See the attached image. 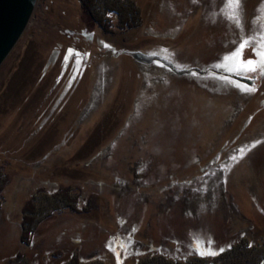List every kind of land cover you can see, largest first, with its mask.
<instances>
[{
  "label": "rangeland",
  "instance_id": "rangeland-1",
  "mask_svg": "<svg viewBox=\"0 0 264 264\" xmlns=\"http://www.w3.org/2000/svg\"><path fill=\"white\" fill-rule=\"evenodd\" d=\"M81 2L36 0L0 63V264H264V67L230 47L258 62L261 0L240 31L227 0Z\"/></svg>",
  "mask_w": 264,
  "mask_h": 264
},
{
  "label": "water",
  "instance_id": "water-1",
  "mask_svg": "<svg viewBox=\"0 0 264 264\" xmlns=\"http://www.w3.org/2000/svg\"><path fill=\"white\" fill-rule=\"evenodd\" d=\"M35 1L36 0H0V63L8 54L26 26ZM128 53L138 62L146 64L157 62L167 67L177 75L189 74L191 72L203 75L209 71L208 69L195 67L178 69L170 60L162 58L158 55H146L141 52ZM210 71L221 76L232 77L240 82H247L248 84L251 83V80L245 77L229 74L214 68H211Z\"/></svg>",
  "mask_w": 264,
  "mask_h": 264
},
{
  "label": "snow or ice",
  "instance_id": "snow-or-ice-1",
  "mask_svg": "<svg viewBox=\"0 0 264 264\" xmlns=\"http://www.w3.org/2000/svg\"><path fill=\"white\" fill-rule=\"evenodd\" d=\"M261 7H264V0H261ZM224 9L229 10L227 15L228 21H234V26L237 31H240L244 26V0H227L224 4ZM223 11V9H222ZM256 39L253 35H248L246 39H240L238 42L231 43V55L237 60L239 68L237 71L254 72L256 70L257 60L253 58L243 59L246 49ZM262 48L257 49L252 47V57H259V65L264 67V34L259 37ZM227 59V57H225Z\"/></svg>",
  "mask_w": 264,
  "mask_h": 264
},
{
  "label": "trees",
  "instance_id": "trees-1",
  "mask_svg": "<svg viewBox=\"0 0 264 264\" xmlns=\"http://www.w3.org/2000/svg\"><path fill=\"white\" fill-rule=\"evenodd\" d=\"M82 5L84 7V9L86 10V12H88L89 16L94 19L98 24H102V21H104L105 19L102 20V18H99V14H97L96 12H94L90 6H92L91 1L89 0L88 2H84V0H81ZM121 11H118V13L120 14V19L122 21V26H127V27H132L133 25L136 24V19H137V13L136 10L132 7L129 6L124 8ZM114 8V7H113ZM110 9V8H108ZM120 10V9H119ZM107 23V22H106ZM105 24V22H104ZM105 27V26H104ZM5 178H0V200L2 199V194H1V189L4 186L5 183ZM61 195L60 193L55 194L56 196ZM67 198V197H66ZM69 199V198H68ZM66 199V200H68ZM33 198L31 197L30 199L27 200V202L24 205L23 208V216H22V220H21V226H22V233H21V237H22V241L25 243H28L30 238H31V233L37 228L36 226V222H37V213L35 210V206L33 203ZM69 201V200H68ZM72 201V200H70ZM1 204V202H0ZM68 206V205H66ZM71 209L72 207L69 206ZM1 208V207H0ZM11 260V259H9ZM74 263L71 264H79L77 261H72Z\"/></svg>",
  "mask_w": 264,
  "mask_h": 264
},
{
  "label": "flooded vegetation",
  "instance_id": "flooded-vegetation-1",
  "mask_svg": "<svg viewBox=\"0 0 264 264\" xmlns=\"http://www.w3.org/2000/svg\"><path fill=\"white\" fill-rule=\"evenodd\" d=\"M258 61H259V60H258ZM257 64H258V62H257ZM246 73H247V74H250V75H247ZM246 73H244V74H245V76H247V77H248V76H249V77H251V76L253 75V73H252V72H249V73H248V72H246Z\"/></svg>",
  "mask_w": 264,
  "mask_h": 264
}]
</instances>
